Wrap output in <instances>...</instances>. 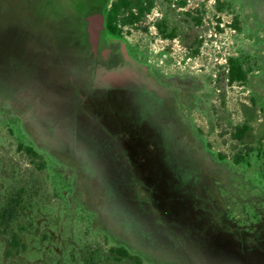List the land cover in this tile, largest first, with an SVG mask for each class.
Wrapping results in <instances>:
<instances>
[{
    "label": "rangeland",
    "instance_id": "obj_1",
    "mask_svg": "<svg viewBox=\"0 0 264 264\" xmlns=\"http://www.w3.org/2000/svg\"><path fill=\"white\" fill-rule=\"evenodd\" d=\"M259 4L238 0L221 13L215 0H201L202 25L193 30L185 21L184 40L190 32L202 37L200 53L189 58L176 42L171 57L185 59L176 71L202 80V107L187 112L201 132L173 133L171 141L133 114L134 103L81 81L68 47L72 31L84 27L82 0H0V206L21 186L30 198L7 233L0 230V264H88L91 257L133 264L117 261L114 246L143 264H245L247 246L264 241V108L252 105V86L228 84L226 61L253 52ZM166 10L132 28L131 41L167 47L153 26ZM245 122L247 145L233 138ZM21 144H35L45 167ZM246 147L249 164L231 174L229 161ZM9 229L26 247L10 248ZM245 257L264 264V247Z\"/></svg>",
    "mask_w": 264,
    "mask_h": 264
},
{
    "label": "flooded vegetation",
    "instance_id": "obj_2",
    "mask_svg": "<svg viewBox=\"0 0 264 264\" xmlns=\"http://www.w3.org/2000/svg\"><path fill=\"white\" fill-rule=\"evenodd\" d=\"M114 1L110 0L109 8ZM151 1L150 10L140 20L126 24L119 22L118 27L120 29L113 31V25L109 24V15L105 12L104 4L106 0H104L103 3L99 4L98 9L81 20L84 23L83 29L72 31L68 48L74 57L70 61L76 63V68L81 71L80 77L84 85L91 86L92 90L96 92H107V94L110 93L114 97L119 95L124 101L134 103L132 106L134 109L133 114H138L139 111V114L145 115V117L149 118V121L155 122L160 127L159 129L154 128L155 130L152 129L155 133H199L201 132V127L195 124L187 112L192 111L193 107H202L203 99L199 94L203 87L202 80L190 72L176 71V69H181L185 59L183 63L174 61L171 57L173 53L171 50H177L176 42H182L185 49L188 50L189 58L196 57L200 53L202 37H197L190 32L188 41L185 42L184 24L187 20L189 27L193 30L202 25L200 22L202 18L197 13L201 6V0L195 3L194 6L193 1L195 0ZM221 2L226 4L227 8L219 12H228L229 9L233 8V0H221ZM215 3H218V0H215ZM145 5L149 6L150 0H145ZM242 6L243 8L249 7L250 4L243 3ZM259 6L264 7V0H260ZM167 7L168 10H166ZM156 8L166 10L162 12L160 18L153 21V26L156 28V33L167 41V47L148 49L139 42H132L128 32L138 26L146 28L143 25L144 20ZM134 11L139 14L138 6L134 7ZM172 12L181 13H178L177 18H172ZM257 13L259 14V12ZM95 14L102 15L104 19V28L100 31L97 51L93 50L89 33L92 23L89 18ZM246 24L245 33L249 35L250 24L248 22ZM255 24L257 27L252 48L253 52L250 51V48L247 50L241 49L236 55L244 59L243 64L247 71L246 80L230 82L228 78L226 79L231 86H234V84L252 86L248 89L252 94V105L260 104L264 108V11H261L260 17L255 21ZM161 26L165 27V31L161 29ZM152 53L157 54V57L151 56ZM174 69L175 71H166ZM229 69V61L227 59V73ZM118 71L128 77V87H106L99 84V77ZM142 108H145V110ZM245 123L249 124L248 122ZM245 123L236 125L234 131H237L238 127ZM234 139L247 145L246 141L241 142L238 138ZM179 142L181 141L179 140ZM260 149L261 147H259V152ZM241 151L246 157L250 153L249 147L239 149L232 161L228 163L231 169L235 165L249 164V161H236V156L241 154ZM223 160L225 159L220 158L218 162ZM231 174H234L233 169Z\"/></svg>",
    "mask_w": 264,
    "mask_h": 264
},
{
    "label": "trees",
    "instance_id": "obj_3",
    "mask_svg": "<svg viewBox=\"0 0 264 264\" xmlns=\"http://www.w3.org/2000/svg\"><path fill=\"white\" fill-rule=\"evenodd\" d=\"M238 0H233V2H237ZM104 0H82V5L85 8V11L79 15V19L83 20V18L86 15L91 14L96 9H98L99 4L103 3ZM109 2L110 0H106L104 7L106 14L109 15V24L113 25L112 30L120 29L118 27L119 22H122L123 24L126 23H134L142 18L146 14L148 10H150V7L152 5V1L150 0V5H145V0H115L112 2L111 7L109 8ZM138 6L139 8V14H136L134 11V7ZM226 4L222 3L221 0H218L217 3V10L222 11L226 9ZM202 23V20H200ZM232 26H235L236 28H240L238 26V19H236L235 23H233ZM161 29L165 31V27L161 26ZM229 61V72L226 75V78L230 80V82L234 81H243L247 78V71L244 68V59L242 57L237 56H231L228 58ZM251 131V126L247 123L243 124L242 126H239L237 131L233 132V137L238 138L241 140V142L246 141V136ZM19 148L23 150L30 160L37 164L39 168H44L46 163L43 161V156L41 154V150L35 145H19ZM251 151V148H249V152ZM218 157L221 159H226V156L223 153H219ZM39 161V162H38ZM237 162H246L247 157L246 155L241 154L236 156ZM30 200L27 188L24 186H21L17 191H15L8 199L4 201V203L0 206V230H2L3 233H7V230L9 227L12 226V224L16 223L21 216L22 208L25 206L26 202ZM261 216V214L259 215ZM11 233V238L9 240V246L12 250L16 249L19 250L21 247H26L22 241L21 237L17 232H13V230L9 229ZM248 235H251V232L248 230L246 232ZM260 242V241H259ZM258 244H253L252 246H247V249L244 251V255L242 256V260L245 264L247 263L246 260L247 257L245 255L248 252H252L255 249H259L260 251L263 250L264 247V241L260 242ZM110 252L113 254L114 258L119 261H129L133 264H143L142 258L131 252L127 247L125 246H114L111 247ZM238 258V257H237ZM236 261L237 259H233ZM252 262V261H251ZM88 264H107L104 262H100L96 260L95 258L91 257L88 260ZM253 264V263H252Z\"/></svg>",
    "mask_w": 264,
    "mask_h": 264
},
{
    "label": "water",
    "instance_id": "obj_4",
    "mask_svg": "<svg viewBox=\"0 0 264 264\" xmlns=\"http://www.w3.org/2000/svg\"><path fill=\"white\" fill-rule=\"evenodd\" d=\"M89 19L92 20V23L89 28L90 42L93 47V50L97 51L100 31L101 29L104 28L103 25L104 19L103 16L100 14H95L91 16ZM128 80H129L128 77L124 76L123 73H120L119 71L110 73L109 75L106 76H101L98 79L99 84L101 86H106V87H110V86L128 87L129 86ZM159 134L169 137V140L172 141V134H163V133H159Z\"/></svg>",
    "mask_w": 264,
    "mask_h": 264
}]
</instances>
